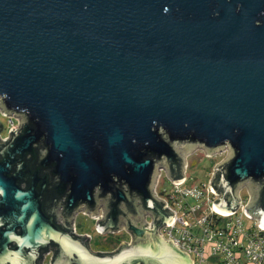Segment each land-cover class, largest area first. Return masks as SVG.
<instances>
[{
  "label": "water",
  "instance_id": "1",
  "mask_svg": "<svg viewBox=\"0 0 264 264\" xmlns=\"http://www.w3.org/2000/svg\"><path fill=\"white\" fill-rule=\"evenodd\" d=\"M0 104V264H192L154 184L197 147L228 150L214 205L246 185L264 224V0H0ZM80 211L134 244L94 252Z\"/></svg>",
  "mask_w": 264,
  "mask_h": 264
},
{
  "label": "built area",
  "instance_id": "2",
  "mask_svg": "<svg viewBox=\"0 0 264 264\" xmlns=\"http://www.w3.org/2000/svg\"><path fill=\"white\" fill-rule=\"evenodd\" d=\"M14 116V115H10ZM19 124L11 117V130H15ZM200 148V147H198ZM207 155L213 157L218 153L228 152L227 148L208 152L201 148ZM189 152L184 153L183 178L174 180L169 171L162 167L158 170L154 192L164 202L167 208L174 211V216L168 223L160 227L163 236L172 240L173 244L181 251L188 254L192 264H264V224L256 217L250 215L246 209L250 196H244L239 189L241 201L231 211H223L214 205V201L221 196L220 192L214 191L211 181L214 179V169L210 171L206 181H194L188 174ZM164 170L169 185L164 184ZM77 216V215H76ZM76 216L73 219L74 233L87 236L92 239L89 232H79L77 229ZM95 219V229L99 233L105 231L98 226L103 212L99 211L90 215ZM151 222L152 218L145 217ZM66 224L64 219H60ZM53 248H49L43 255V264L51 263Z\"/></svg>",
  "mask_w": 264,
  "mask_h": 264
},
{
  "label": "rangeland",
  "instance_id": "3",
  "mask_svg": "<svg viewBox=\"0 0 264 264\" xmlns=\"http://www.w3.org/2000/svg\"><path fill=\"white\" fill-rule=\"evenodd\" d=\"M11 117L13 120H15V123H19L23 121V116H10L9 114L5 113L2 109V106L0 104V133L3 137L8 136V129L11 125ZM187 155L189 156V167H188V174L191 176L192 180L200 182V181H206L209 177L210 171L214 169V165L216 162L222 161L225 156L227 155L226 152L224 153H218L216 155H212L213 157H210V155H207L204 150L201 148H194L191 150L190 153ZM218 162V163H219ZM216 166V165H215ZM164 184L167 186L169 185V180L166 178V172L164 170ZM241 193L244 196H250L248 188L246 185H243L241 187ZM151 216L149 215V218ZM76 223H77V229L79 232H89L93 235L92 242H101L104 243L111 242L112 240H115L117 243L119 238L124 237L125 234H112L110 232L105 233H99L95 229V219L92 218L89 214L80 211L78 212L76 216Z\"/></svg>",
  "mask_w": 264,
  "mask_h": 264
},
{
  "label": "crops",
  "instance_id": "4",
  "mask_svg": "<svg viewBox=\"0 0 264 264\" xmlns=\"http://www.w3.org/2000/svg\"><path fill=\"white\" fill-rule=\"evenodd\" d=\"M149 215H150L149 213H146L145 217H147L149 219ZM145 217H144V219H145ZM150 218H152V216ZM126 227H127V220L122 219L120 230L114 232L115 234H122V233L125 234L124 237H121V241L118 244L111 245L108 243H104L103 241H101L99 243L98 242L93 243L92 239H91V240H89V246L91 247V249L94 252H97V253H113L115 251L120 250L124 244H128V245L134 244L133 233L131 232V230L127 229ZM164 238H167V237L164 236Z\"/></svg>",
  "mask_w": 264,
  "mask_h": 264
},
{
  "label": "trees",
  "instance_id": "5",
  "mask_svg": "<svg viewBox=\"0 0 264 264\" xmlns=\"http://www.w3.org/2000/svg\"><path fill=\"white\" fill-rule=\"evenodd\" d=\"M110 233L115 234L114 232H110ZM92 238H93V236H92ZM120 241H121V238H119L117 243L115 242V240H112L111 242H108V244L115 245V244H118Z\"/></svg>",
  "mask_w": 264,
  "mask_h": 264
},
{
  "label": "flooded vegetation",
  "instance_id": "6",
  "mask_svg": "<svg viewBox=\"0 0 264 264\" xmlns=\"http://www.w3.org/2000/svg\"><path fill=\"white\" fill-rule=\"evenodd\" d=\"M24 184V183H23Z\"/></svg>",
  "mask_w": 264,
  "mask_h": 264
}]
</instances>
